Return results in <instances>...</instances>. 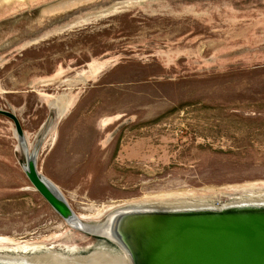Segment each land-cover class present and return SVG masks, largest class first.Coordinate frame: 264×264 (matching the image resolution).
<instances>
[{
	"label": "rangeland",
	"instance_id": "1",
	"mask_svg": "<svg viewBox=\"0 0 264 264\" xmlns=\"http://www.w3.org/2000/svg\"><path fill=\"white\" fill-rule=\"evenodd\" d=\"M118 9L0 59V109L39 146L40 172L89 220L124 204L264 191V0ZM25 164L0 115V241L70 229Z\"/></svg>",
	"mask_w": 264,
	"mask_h": 264
},
{
	"label": "water",
	"instance_id": "2",
	"mask_svg": "<svg viewBox=\"0 0 264 264\" xmlns=\"http://www.w3.org/2000/svg\"><path fill=\"white\" fill-rule=\"evenodd\" d=\"M139 0H0V59ZM15 124L28 178L70 229L0 241V264H264V191L229 198L140 202L89 220L39 170ZM51 124L43 134H49Z\"/></svg>",
	"mask_w": 264,
	"mask_h": 264
},
{
	"label": "bare ground",
	"instance_id": "3",
	"mask_svg": "<svg viewBox=\"0 0 264 264\" xmlns=\"http://www.w3.org/2000/svg\"><path fill=\"white\" fill-rule=\"evenodd\" d=\"M119 10V9H118ZM114 12V11H113ZM59 101H60V99H59ZM63 104V103H62ZM67 108V107H66ZM64 109V108H63ZM59 110V109H58ZM61 110V112H63L62 111V108L60 109ZM65 111V110H64ZM60 112V111H59ZM239 187V186H238ZM263 187H264V184H263ZM256 188L257 187H255L253 184H251L250 186H248V188H246V187H242V189H240V188H238V190L239 191H242L243 193L241 194V195H245V194H251V193H253V192H261V191H254V190H256ZM237 189V188H236ZM243 190H245V191H243ZM237 193V192H236ZM168 197H171V196H168ZM174 198V197H173ZM159 200V199H158ZM174 201H187V200H174ZM146 202V201H145ZM129 205H132V204H124V206H119L118 208L116 207V208H110V209H108V211H110V210H112V209H119V208H124V207H126V206H129ZM107 211V212H108ZM83 217V216H82ZM84 218V217H83ZM86 219V218H85ZM5 242H8V241H5Z\"/></svg>",
	"mask_w": 264,
	"mask_h": 264
}]
</instances>
